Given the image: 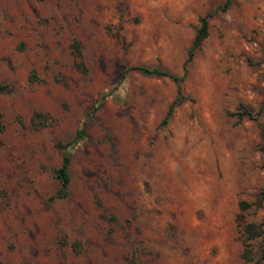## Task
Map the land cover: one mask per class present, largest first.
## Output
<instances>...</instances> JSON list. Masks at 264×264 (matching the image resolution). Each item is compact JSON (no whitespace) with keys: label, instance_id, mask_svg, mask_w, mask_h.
<instances>
[{"label":"rangeland","instance_id":"374dc122","mask_svg":"<svg viewBox=\"0 0 264 264\" xmlns=\"http://www.w3.org/2000/svg\"><path fill=\"white\" fill-rule=\"evenodd\" d=\"M0 83V264H251L237 214L264 217V0H0Z\"/></svg>","mask_w":264,"mask_h":264},{"label":"trees","instance_id":"16d2710c","mask_svg":"<svg viewBox=\"0 0 264 264\" xmlns=\"http://www.w3.org/2000/svg\"><path fill=\"white\" fill-rule=\"evenodd\" d=\"M227 2V1H226ZM207 16H210V14H206L199 18V26L195 30V34L193 36V39L191 41V45L187 51V57L185 61H188L192 56V50L196 48L203 38L207 35ZM71 48L74 53L78 54V44L76 41H73L71 43ZM76 66L81 70L82 72L85 71V67L82 65L81 62H76ZM135 69H138L144 73L147 74H158V75H164L169 77L170 79L174 81H178L181 79V77L169 73L167 70L159 68L158 66H144V65H138L133 67ZM27 80L30 82H41L43 81L42 78H40L36 73L34 69H31L30 72L27 75ZM11 86L7 83H0V92L7 93L10 92ZM180 98L179 91L177 90L176 96L174 99L169 103L167 110L165 112L164 117L162 118L161 122L164 123L166 119L168 118L173 105L175 102ZM264 100V97H263ZM94 108H97V105L94 106ZM238 118H241L243 116H246L247 118H253L252 113L246 109L245 107H240V109L236 113ZM18 122L20 123V118L16 116ZM46 122V117L44 113L33 111L32 116L30 117V124L32 127L36 128L39 126H43ZM2 130V121H1V114H0V131ZM86 136V132L84 127H80L75 131L74 136L72 137L71 141L68 143H57L56 146L60 151L61 158L59 161V164L53 168L52 173L54 178L56 179L58 186L54 190V192L49 196V199H62L66 197L68 192V185H69V174H68V165L70 162V154L68 151V147L74 144L75 142L83 139ZM259 199L264 197V188L260 189L259 193ZM254 202H246L244 200H239L237 203V207L239 211H244L245 209L252 206ZM260 201L257 200L255 202V206H259ZM238 219V233H239V239L241 243V251L239 253L240 258H242L246 262H251V264H259L261 257L264 255V230L262 228V224L264 222V217L260 222H254V221H247L243 220L241 213L237 214ZM258 239L260 242V255L258 258H254V248H253V241ZM135 260L134 255H131L130 262H133Z\"/></svg>","mask_w":264,"mask_h":264}]
</instances>
